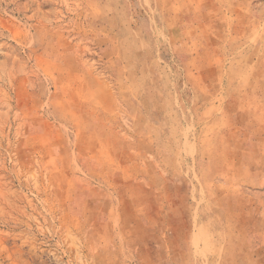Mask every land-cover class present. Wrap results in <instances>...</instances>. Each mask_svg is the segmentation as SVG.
Returning a JSON list of instances; mask_svg holds the SVG:
<instances>
[{
	"label": "rangeland",
	"instance_id": "374dc122",
	"mask_svg": "<svg viewBox=\"0 0 264 264\" xmlns=\"http://www.w3.org/2000/svg\"><path fill=\"white\" fill-rule=\"evenodd\" d=\"M0 264H264V0H0Z\"/></svg>",
	"mask_w": 264,
	"mask_h": 264
}]
</instances>
